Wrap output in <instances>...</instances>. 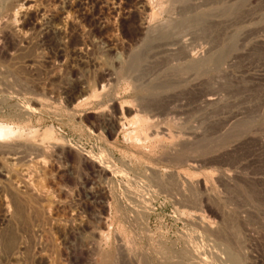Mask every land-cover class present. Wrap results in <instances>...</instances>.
<instances>
[{
    "label": "rangeland",
    "instance_id": "1",
    "mask_svg": "<svg viewBox=\"0 0 264 264\" xmlns=\"http://www.w3.org/2000/svg\"><path fill=\"white\" fill-rule=\"evenodd\" d=\"M66 1L0 34V264H264V0Z\"/></svg>",
    "mask_w": 264,
    "mask_h": 264
},
{
    "label": "bare ground",
    "instance_id": "2",
    "mask_svg": "<svg viewBox=\"0 0 264 264\" xmlns=\"http://www.w3.org/2000/svg\"><path fill=\"white\" fill-rule=\"evenodd\" d=\"M6 0H4L3 2H5ZM33 1H36V0H7V4H5L4 5V7H7V9H4V11L6 10L7 12H6V14L4 15L3 14V16H1V14H0V34H1V37L4 39V40H8V37L10 36H14V35H12V34H14V33H19L20 34V32H23V30L24 29H26V27L28 26V25H32V26H34V24H35V22L33 21V19L34 18H36L37 19V15H39L40 13H38L37 11L34 13V15L32 14V13H30V10L34 7L33 6ZM75 1V0H74ZM80 1V0H79ZM76 2V3H73L72 1V3L71 2H68V1H66V2H63L64 4L61 6V7H59L58 9H56L55 11H53L52 13H50L49 15L48 14H45V15H48L47 17H46V19H47V23H54V22H56V21H58V20H60L62 17H63V15L64 14H68V12H69V10L70 9H72L73 7L76 9V10H79V7H81V6H79L80 5V3H82V2ZM82 1V0H81ZM85 1V0H84ZM89 1H95V4H96V1H98V0H89ZM139 2H141L142 4L140 5V6H142V8H143V11H145V12H147V11H149L148 13H147V16H149V17H154L153 15H154V13L153 12H150V8H149V6H148V4H147V0H138ZM178 1V0H177ZM119 2V1H118ZM137 2V1H136ZM171 2V1H170ZM224 2V1H223ZM92 3V2H91ZM7 5V6H6ZM35 5V4H34ZM37 5V4H36ZM124 6V5H123ZM181 6V5H180ZM40 7V6H39ZM196 7V6H195ZM54 8V7H53ZM141 8V9H142ZM175 8V7H174ZM2 9V10H3ZM45 9V8H44ZM92 9V8H91ZM100 9V8H99ZM227 9H228V7H227ZM83 10V9H82ZM81 10V11H82ZM223 10V9H222ZM230 10V9H229ZM4 11H3V13H4ZM48 11V10H47ZM73 11V10H72ZM80 11V10H79ZM92 11V10H91ZM216 11V10H215ZM219 11H221V10H219ZM225 11H226V9H225ZM232 11V10H231ZM42 12H44V11H42ZM111 12V11H110ZM213 12H214V10H213ZM218 13V12H217ZM216 13V14H217ZM222 13H223V11H222ZM224 13H226V12H224ZM41 14H43V13H41ZM183 14V13H182ZM200 14V13H199ZM21 16L22 17V20L21 21H19V22H16V21H14V17H15V19L17 18L16 16ZM75 15H76V13H75ZM74 15V16H75ZM80 15V14H79ZM81 15L84 17V18H86V14L85 13H81ZM126 15V14H125ZM131 15V14H130ZM129 15V16H130ZM18 16V17H19ZM42 16V15H41ZM66 16H68V15H66ZM77 16V15H76ZM145 16V15H144ZM219 16V15H218ZM43 17H44V15H43ZM128 17V16H127ZM134 17V16H133ZM138 17V16H137ZM137 17H135V18H137ZM181 17V16H180ZM20 18V17H19ZM41 18V17H40ZM39 18V19H40ZM45 18V17H44ZM43 18V19H44ZM188 18V17H187ZM21 19V18H20ZM36 19H35V21H36ZM42 19V18H41ZM42 19V21H46L45 19L43 20ZM82 19V18H81ZM184 19V18H183ZM189 19V18H188ZM206 19V14L204 13V14H200V16H198V17H196L195 19H194V21H197V23H198V21L200 20V21H202V22H204V21H206L205 20ZM71 20V19H70ZM139 21H138V24H137V26H136V30L138 31V33H139V31L140 32H149V31H154V29H156L155 27H154V25L152 26L150 23L151 22H149V21H147L146 20V18L144 17H142V18H139L138 19ZM204 20V21H203ZM38 21V20H37ZM41 21V22H42ZM72 21V20H71ZM77 21V20H76ZM181 21V20H180ZM185 21V20H184ZM194 21H192V22H194ZM179 21H168V24L166 25L168 28L169 27H174V26H176V24L178 23ZM201 22V23H202ZM39 23H40V21H39ZM59 23H61V22H59ZM106 23V22H105ZM180 23H182V22H180ZM179 23V24H180ZM184 23V22H183ZM134 24V23H133ZM161 24V23H160ZM36 25V24H35ZM55 25V24H54ZM57 25V24H56ZM53 26L52 27V31L53 32H58V31H60V27H58V26ZM107 25V24H106ZM190 25V24H189ZM193 25V24H192ZM31 26V27H32ZM47 26V25H46ZM73 26V25H72ZM101 26V25H100ZM159 26V25H158ZM74 27V26H73ZM96 27V26H95ZM134 27V26H133ZM191 27V26H190ZM51 28V27H50ZM160 28V27H159ZM76 29V28H75ZM95 29V28H94ZM104 29H106V27L104 26V25H102L101 27H97L95 30H97L98 31V33L99 32H101V34H102V31L104 30ZM157 29H158V27H157ZM156 29V30H157ZM167 29V28H166ZM170 29V28H169ZM202 29V28H201ZM49 30V29H48ZM90 30V29H89ZM88 30V31H89ZM160 30V29H159ZM105 31V30H104ZM158 31V30H157ZM161 31V30H160ZM52 32V33H53ZM65 32H66V30H65ZM68 32H70V31H67V33ZM92 33V32H91ZM11 34V35H10ZM68 34H70V33H68ZM72 34V33H71ZM161 34H163V32H161ZM167 34H170V32L169 33H167ZM176 34V33H175ZM21 35V34H20ZM19 35V36H20ZM22 35H24V34H22ZM21 35V36H22ZM26 35V34H25ZM65 35H66V33H65ZM18 36V35H17ZM69 36V35H68ZM129 36V35H128ZM24 37V36H23ZM67 37V36H66ZM12 38V37H11ZM150 38V37H149ZM153 38V37H152ZM1 39V38H0ZM147 39H148V37H147ZM161 39V38H160ZM21 41V40H20ZM114 41V40H113ZM180 41V40H179ZM150 42V41H149ZM183 42V41H182ZM182 42H181V45H182ZM75 44V43H74ZM146 45V44H145ZM185 45V44H184ZM184 47V46H183ZM183 49V48H182ZM79 50V49H78ZM173 50H175V49H173ZM186 50V49H185ZM171 51V50H170ZM186 52V51H185ZM189 54V53H188ZM190 57V59H192V60H194V59H196V60H198L197 59V57L196 58H194L191 54L189 55ZM133 57V56H132ZM217 58H218V56H216ZM138 58V57H137ZM199 58V57H198ZM135 59V58H134ZM220 59V58H219ZM134 61V60H133ZM195 61V60H194ZM192 62V63H199V62ZM139 62V61H138ZM214 62V61H213ZM135 63V62H134ZM190 63V62H189ZM134 65V64H133ZM190 65H195V64H190ZM211 65V64H210ZM195 67V66H194ZM63 91H64V89H63ZM85 90L84 89H81V94H82V92H84ZM69 92V94H70V91H68ZM68 94V95H69ZM68 100V99H67ZM206 101H208V102H213L214 101V98L213 97H211V96H209V97H207V100ZM34 102V101H33ZM30 108V107H29ZM32 110V109H31ZM129 111V110H128ZM108 116V115H107ZM149 121V120H148ZM113 124V123H112ZM1 125V124H0ZM2 127V126H1ZM8 127V126H7ZM18 127V126H17ZM3 128H4V126H3ZM3 128H0V137L2 136V138L4 137V134H6L7 136H8V133H11L12 134V132L9 130H5V129H3ZM5 128H6V126H5ZM9 128H11V126L9 127ZM20 128V127H19ZM111 128V127H110ZM21 130V129H20ZM18 131V130H17ZM33 131H34V129H33ZM46 131V130H45ZM47 131H50V130H47ZM15 131H13V133H14ZM32 132V131H31ZM16 133V132H15ZM20 133V132H19ZM18 132H17V134H19ZM48 133V132H47ZM17 134H15L16 135V137H17ZM33 134V133H32ZM43 134V133H42ZM45 134H46V132H45ZM44 134V136H48L49 137V133L48 134H46L45 135ZM50 134H51V132H50ZM164 134V133H163ZM13 135V134H12ZM25 135V134H24ZM26 135H27V137H29L28 136V134H27V132H26ZM25 135V136H26ZM36 134H34V137H36L35 136ZM24 136V137H25ZM43 136V135H42ZM46 136V137H47ZM152 136V135H151ZM19 137H21V136H19L18 135V138ZM34 137L33 138H29V139H27L26 141H27V144L29 145V146H31V147H35V146H37V143H36V141H37V137L34 139ZM45 137V138H46ZM51 135H50V138H49V140L51 139ZM44 137H42V139H43ZM44 138V139H45ZM6 139H8V137L6 138ZM12 140V139H11ZM19 140V139H18ZM36 140V141H35ZM9 141V140H8ZM13 141V140H12ZM10 142V141H9ZM15 142V141H14ZM44 142V141H43ZM40 143L41 142H39V145L38 146H41L40 145ZM57 143V142H56ZM56 143L54 144V142L52 143L51 142V144L54 146V145H56ZM12 144H14L13 142H12ZM16 144H19V143H16ZM19 145H21V144H19ZM63 145V144H62ZM11 145H10V143H8V142H6V140H1L0 141V150L2 149H7V148H12V147H10ZM37 146V147H38ZM45 146V145H44ZM48 146V145H47ZM16 147H17V145H16ZM37 147H36V149H37ZM41 147H43V146H41ZM40 147V148H41ZM50 147V146H49ZM20 148V147H19ZM51 148V147H50ZM13 149V148H12ZM29 149V148H28ZM35 149V150H36ZM43 150L45 149L46 150V148H42ZM41 149V150H42ZM52 149V148H51ZM50 149V150H51ZM54 149V148H53ZM52 149V150H53ZM1 150V151H2ZM30 150V149H29ZM31 150H33L32 148H31ZM44 150V151H45ZM0 151V152H1ZM11 151V150H10ZM34 151V150H33ZM38 151V150H37ZM47 151H49V150H47ZM46 151V152H47ZM66 151V150H65ZM40 153L42 152V151H39ZM52 153H53V151H52ZM67 153H69V151L67 152ZM8 154V153H7ZM14 154V153H13ZM36 154V153H35ZM87 154V153H86ZM9 155V154H8ZM89 155V154H88ZM30 156H31V153H30ZM13 158V157H12ZM29 158V157H28ZM22 159V158H21ZM84 159V158H83ZM17 160V159H16ZM85 160V159H84ZM14 161V160H13ZM15 163V162H14ZM99 166H101V165H99ZM96 167V166H95ZM16 168V167H15ZM94 168V167H93ZM26 169V168H25ZM41 169V168H40ZM49 169V168H48ZM100 170V172L101 173H108L109 171H108V169H107V167L106 166H101L100 168H99ZM3 170V169H2ZM108 171V172H107ZM27 173V172H26ZM35 173V172H34ZM100 173V174H101ZM0 174L1 175H5L4 174V170L3 171H0ZM48 174V173H47ZM8 176V175H7ZM34 176V175H33ZM206 177V176H205ZM8 178V177H7ZM15 182V181H14ZM175 182V181H174ZM174 184V183H173ZM34 186V185H33ZM180 187V186H179ZM200 187V186H199ZM202 187V186H201ZM28 189V188H27ZM26 190V189H25ZM33 190V189H32ZM166 191V190H165ZM35 192V191H34ZM176 192V191H175ZM182 193V192H181ZM39 194V193H38ZM174 194V193H173ZM186 197V196H185ZM188 199V198H187ZM7 202V201H6ZM19 202V201H18ZM18 202H17V205H18ZM24 203V202H23ZM177 203V202H176ZM15 203H13V205H14ZM22 203H21V201L19 202V205H18V207L21 205ZM16 205V204H15ZM8 206V205H7ZM1 207V206H0ZM16 207V206H15ZM18 207H16V209L18 208ZM21 207V206H20ZM8 208H9V206L8 207H5L4 206V209H5V215L6 216H8L9 215V211L10 210H8ZM13 212H16L15 214H18L17 213V210L16 211H13ZM12 212V213H13ZM18 212H20L19 210H18ZM2 213V212H1ZM207 213V212H206ZM14 215V214H13ZM17 217V216H16ZM20 218V217H19ZM100 220V219H99ZM103 220V219H102ZM12 223V222H11ZM100 224V223H99ZM100 225H102V223L100 224ZM104 226V225H103ZM90 231V230H89ZM88 231V232H89ZM96 233V232H95ZM13 241V240H12ZM186 243H187V241H186ZM193 243V242H192ZM185 244V243H184ZM188 244V243H187ZM3 246H2V248H3V250L4 251H8L9 252V250L11 249V240L10 239H5L4 241H3V244H2ZM189 249V248H188ZM194 249V248H193ZM190 251V250H189ZM188 251V252H189ZM244 251V250H243ZM194 252V251H193ZM3 254V253H2ZM180 255V254H179ZM194 255V254H193ZM193 255L190 257H187V255H185V258H186V260L188 261V262H185V261H183L182 260V263L181 264H206V263H202V262H199L198 260L197 261H194V259H193ZM177 256V255H176ZM181 256H182V254H181ZM195 257V256H194ZM175 258V257H174ZM177 258V257H176ZM206 259V258H205ZM230 259H233V258H231L230 257ZM169 260H171V259H169ZM204 260V259H203ZM223 260V259H222ZM175 261V260H174ZM179 261V260H178ZM181 261V260H180ZM177 262V261H176ZM204 262V261H203ZM206 262V261H205ZM232 262V261H231ZM238 262V261H237ZM239 263V262H238ZM170 264V263H169ZM174 264H175V262H174Z\"/></svg>",
    "mask_w": 264,
    "mask_h": 264
}]
</instances>
